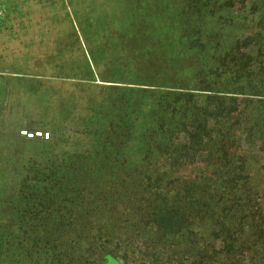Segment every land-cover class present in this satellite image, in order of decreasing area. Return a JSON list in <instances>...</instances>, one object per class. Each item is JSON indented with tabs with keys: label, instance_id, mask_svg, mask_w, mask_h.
<instances>
[{
	"label": "rangeland",
	"instance_id": "obj_1",
	"mask_svg": "<svg viewBox=\"0 0 264 264\" xmlns=\"http://www.w3.org/2000/svg\"><path fill=\"white\" fill-rule=\"evenodd\" d=\"M26 7V34L6 40L12 50L24 47L25 62L17 60L12 70L8 56L0 58V228L96 226L87 214L102 208L101 186L111 179L94 166L107 159L105 143L123 138L107 155L132 157L141 131L177 95L190 92L203 68L222 64L221 54L239 52L247 72L239 83L264 84V51H258L264 48V0H37ZM34 70L42 75H31ZM217 80L230 81L225 74ZM248 95L224 92L227 99ZM248 97L260 101L256 111L264 122V95ZM22 130L50 135L30 138ZM243 145L264 158V145ZM105 193L109 201L123 198L114 187ZM40 207L47 220L26 217V210ZM100 241L103 264L107 253L128 264L121 238Z\"/></svg>",
	"mask_w": 264,
	"mask_h": 264
},
{
	"label": "trees",
	"instance_id": "obj_2",
	"mask_svg": "<svg viewBox=\"0 0 264 264\" xmlns=\"http://www.w3.org/2000/svg\"><path fill=\"white\" fill-rule=\"evenodd\" d=\"M238 55L236 49L221 54L222 64L203 68L190 92L169 102L166 113L141 131L134 160L108 157L123 138L105 143L107 159L94 166L111 179L101 186L102 208L87 214L96 226L0 228V264H103L100 239L107 236L121 238L128 264H264V158L243 145H264L260 101L248 97L264 95V84L238 82L247 75ZM222 74L227 84L218 82ZM241 89L250 95L224 97ZM170 149L175 159H167ZM111 187L123 198L109 201ZM26 211L28 219L48 218L43 207ZM122 220L129 225L122 227Z\"/></svg>",
	"mask_w": 264,
	"mask_h": 264
},
{
	"label": "built area",
	"instance_id": "obj_3",
	"mask_svg": "<svg viewBox=\"0 0 264 264\" xmlns=\"http://www.w3.org/2000/svg\"><path fill=\"white\" fill-rule=\"evenodd\" d=\"M37 0H0V53L3 49L1 43L8 39H13L20 35L26 34V29L22 21L25 23L28 15L25 11L27 2H36ZM21 14H25L22 16ZM22 16V17H21ZM22 134L26 137H49V132L22 130Z\"/></svg>",
	"mask_w": 264,
	"mask_h": 264
},
{
	"label": "crops",
	"instance_id": "obj_4",
	"mask_svg": "<svg viewBox=\"0 0 264 264\" xmlns=\"http://www.w3.org/2000/svg\"><path fill=\"white\" fill-rule=\"evenodd\" d=\"M37 14V13H36ZM35 17H37V15L35 16ZM11 45H12V43H11ZM15 47H16V44H13ZM21 46H23V45H21ZM1 47L3 48L2 50H1V53H0V58L2 57V55H5L6 54V56H8V60L6 61V64H9L11 67H10V69H12V70H14V63L18 60V61H20L21 59L24 61V56H23V49H24V47H20V48H17L16 50H12L11 48H10V45L6 42V41H4V42H2L1 43ZM18 52V54H19V58H17V59H15L14 58V55H13V52ZM13 55V56H12ZM15 59V60H14ZM7 62H9V63H7ZM25 62V61H24ZM26 64H22V66H25ZM18 73H21V72H19L18 71ZM24 72H22L20 75H22ZM31 75H42V70H40V72L39 73H37L35 70H34V72L32 71V73H31Z\"/></svg>",
	"mask_w": 264,
	"mask_h": 264
},
{
	"label": "water",
	"instance_id": "obj_5",
	"mask_svg": "<svg viewBox=\"0 0 264 264\" xmlns=\"http://www.w3.org/2000/svg\"><path fill=\"white\" fill-rule=\"evenodd\" d=\"M105 259V264H122V262L111 253L105 254Z\"/></svg>",
	"mask_w": 264,
	"mask_h": 264
}]
</instances>
